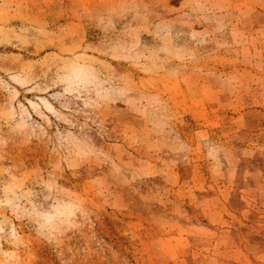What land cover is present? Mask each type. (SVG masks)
<instances>
[{
	"label": "rangeland",
	"instance_id": "rangeland-1",
	"mask_svg": "<svg viewBox=\"0 0 264 264\" xmlns=\"http://www.w3.org/2000/svg\"><path fill=\"white\" fill-rule=\"evenodd\" d=\"M0 264H264V0H0Z\"/></svg>",
	"mask_w": 264,
	"mask_h": 264
}]
</instances>
